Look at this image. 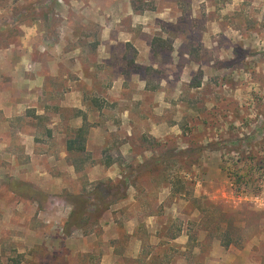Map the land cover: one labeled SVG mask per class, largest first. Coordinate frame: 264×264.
Listing matches in <instances>:
<instances>
[{
	"label": "rangeland",
	"instance_id": "rangeland-1",
	"mask_svg": "<svg viewBox=\"0 0 264 264\" xmlns=\"http://www.w3.org/2000/svg\"><path fill=\"white\" fill-rule=\"evenodd\" d=\"M0 264H264V0H0Z\"/></svg>",
	"mask_w": 264,
	"mask_h": 264
},
{
	"label": "crops",
	"instance_id": "crops-1",
	"mask_svg": "<svg viewBox=\"0 0 264 264\" xmlns=\"http://www.w3.org/2000/svg\"><path fill=\"white\" fill-rule=\"evenodd\" d=\"M95 7H97V6H95ZM131 8L132 7L127 5L124 14L128 15V17L133 16L132 20L136 21V17H134L135 14L133 13V10ZM128 10L130 11L129 13H128ZM165 10H168V8L165 7ZM166 13H167V11H165L164 13L161 12L160 15L156 16L155 18L158 20H161L163 17H165ZM97 15H98V19L101 20L100 19L101 13L99 11H97ZM72 52H73L72 56L75 59V62H74V64H72V66H75V69H76L75 73L81 74V77H82L81 81L79 83L77 82V84L82 85V90H80L77 86H75V87L70 86L72 89H71V91H69L67 93L66 101L68 102V105H79V107H81L82 102L85 101L84 100L85 97H88L87 95L90 94L86 90H89L90 92L93 93L91 96H93L95 94L94 93L95 92V83L91 79H88L85 77V74H84L85 69H87L90 73H92V76H93L92 79H94L96 77V73L98 72V69L96 68L95 62H93L91 65L87 64L86 58H84L87 55L86 51L81 50V49H77L76 51H72ZM95 52H96L97 57H98L97 65H99L101 63V56L103 55L102 47L97 48ZM109 53H110V51L105 50V54L107 55V57H109Z\"/></svg>",
	"mask_w": 264,
	"mask_h": 264
},
{
	"label": "trees",
	"instance_id": "trees-1",
	"mask_svg": "<svg viewBox=\"0 0 264 264\" xmlns=\"http://www.w3.org/2000/svg\"><path fill=\"white\" fill-rule=\"evenodd\" d=\"M196 87H199V85H197ZM82 132H83V129L80 128L79 131H78V135H79V138H76L75 140H70L68 142V151H73L75 148V144L79 143L80 146L76 149H78L79 151H83L84 150V145H83V138H82ZM12 188V191L19 195V196H23V197H26V198H32V196L36 193L33 189V187L30 185V184H27V183H23V182H15L12 184L11 186ZM100 188H101V185H100ZM102 190V189H101ZM104 191V190H102ZM73 204L75 203L73 200L71 201ZM79 204V203H77ZM84 211L82 210L81 207H79V210L77 209L76 210V214H73L71 215L69 221H68V224H67V227L68 228H71L73 226H76V227H79L80 225L78 224L80 219L83 217L84 215Z\"/></svg>",
	"mask_w": 264,
	"mask_h": 264
}]
</instances>
